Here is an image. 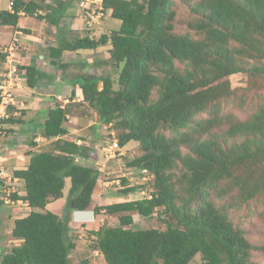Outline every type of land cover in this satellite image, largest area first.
<instances>
[{"label": "trees", "instance_id": "16d2710c", "mask_svg": "<svg viewBox=\"0 0 264 264\" xmlns=\"http://www.w3.org/2000/svg\"><path fill=\"white\" fill-rule=\"evenodd\" d=\"M46 1L14 0L12 12L0 10V25L17 26L22 13L59 25L74 0ZM181 1L190 14L185 32L174 28L175 0H103L105 13L121 24L99 38L89 33L70 38L67 26L59 27L51 64L65 68L60 61L65 51L109 44V56L93 62L113 67L118 87L109 74H81L71 81L80 86L83 100L72 102L73 88L70 102L47 110L42 136L51 145L28 150V164L13 170L24 193L12 198L31 210L14 220L9 235L19 243L2 252L0 264H71L77 247L72 212L88 209L103 191L100 172L73 157L87 150L63 138L68 115L79 114L84 104L121 129V145L139 143L143 152L128 165L154 176L152 198L95 206L96 213L105 210L120 223L93 232V247L107 264H191L197 253L206 264H262L251 255L264 244L250 242L230 206H219L210 195L234 192L238 200L230 204L237 205L264 201L256 198L264 194V0ZM21 68L31 87L44 78L35 65ZM236 73L260 78L258 101L246 117L223 111L224 102L242 111L246 103L245 94L230 87L229 77ZM12 108L7 122H23ZM27 143L37 146L34 138ZM67 177L71 186L59 215L47 206L63 197ZM122 184L117 193L139 190L128 186L126 177ZM134 214L156 218L165 228L135 229Z\"/></svg>", "mask_w": 264, "mask_h": 264}, {"label": "rangeland", "instance_id": "374dc122", "mask_svg": "<svg viewBox=\"0 0 264 264\" xmlns=\"http://www.w3.org/2000/svg\"><path fill=\"white\" fill-rule=\"evenodd\" d=\"M92 0H80L78 4V10H76V14H73L75 16H78V20L72 22L71 24V29L68 32V36L70 38H74L75 36H84L87 33L91 35L94 38H99L102 33L109 32V30L112 27H115V25H107V21L114 22L110 17L107 19H101L100 24L97 25L96 28L91 27L90 30H87L86 26L84 25V18L86 17V10L88 11L89 9H94L95 5L91 3ZM93 2V1H92ZM173 9L175 10V17H174V28L179 31V32H185L188 30L186 21L187 19L190 18L189 10L182 4L181 0H175ZM78 12V13H77ZM81 16V17H80ZM70 20L69 17H63L61 20V24L63 25L64 22H67ZM89 24H92V21L88 22ZM22 32L21 35H17V37L13 38L14 31L13 28H10V31L3 30L2 34L0 35V53L3 52V54H8V50L11 46L14 45V48L18 52V63L21 62V64H24V60L22 58V52H25L27 54L33 53L35 56L38 55L39 50L37 53L33 52V50H28L27 43H22L21 42V36L24 37L25 31L23 30L24 28H27L34 32V35H37V38L39 39V43H43L46 39L53 38L55 40L56 34L53 33V36H51V32L53 31L51 27L50 22L43 21L38 17L34 16H24L22 20ZM60 24V25H61ZM61 25V27H62ZM120 25V21L117 20L116 26ZM94 28V29H93ZM26 38V37H25ZM30 39V38H29ZM28 39V40H29ZM44 40V41H43ZM57 40V39H56ZM21 42V43H20ZM57 44V43H56ZM110 48V45L107 44L105 46H100L95 50H84L82 51L80 57L82 58L83 61L90 62V60L94 59H99V58H104V56H109L108 49ZM44 50H47L46 47L42 48ZM39 53L44 54L45 57H48V50L42 51L40 50ZM67 54L70 52H66ZM84 55V57H83ZM69 58V57H68ZM71 58V57H70ZM73 61L75 59H72ZM76 61V60H75ZM14 63V62H13ZM11 63L5 64L3 60L0 62V79H3L1 77V74L4 72V68L10 67L12 71H16L17 67H14V65ZM86 67L84 68L81 65L77 64L74 65L73 67L70 66L68 68V73L70 75H76L79 73H84L88 71L90 74L94 75H102V74H109L112 79L115 80L114 87H118V83L116 82V79L118 78V73L115 71L113 67L110 66H97L95 63H92L89 65L88 63L85 64ZM61 70H57V73H60ZM258 79L260 78H254L252 76H249L245 73H236L233 74L232 76L229 77V84L230 87L238 92V94H242V92L245 94V101L246 103L243 106V111L240 109H237L234 107L233 104H229L227 102H224L225 104L223 105V111H228V112H234L238 113L241 117H246V111L250 108L252 104H255L258 101V93L259 90H257V84H259ZM13 82L16 83V79H13ZM18 85L14 91H16V97L19 96L18 92L20 94L23 93V89L18 88L20 87ZM71 93V91H70ZM25 96V93H24ZM240 100H236L238 102ZM26 106L30 110L38 109L37 104L32 103V104H26ZM83 106V107H82ZM81 111H76V113H79V116L77 117H70L72 120L71 122L68 123V126L70 127V132H72L69 137L72 138H84L87 140V142L91 143L94 141V134L93 130L96 129L98 133H100V138L98 140L99 143H103L104 140L106 139L105 137L108 136L105 132H111L114 130L115 137H117V133L120 132V128H117L114 126L115 129L107 128L105 124L100 122L98 119V114L96 110L90 106H87L86 104L81 105ZM2 144V140L0 141ZM52 142L43 140L41 141V148H46L48 143ZM51 145V143L49 144ZM3 150L0 149V170H2V173H8L10 176L13 175V170L15 165L9 163L8 160L5 161L4 156H6L7 150L2 148ZM27 149H23V153L27 155ZM6 152V153H5ZM142 150L140 148V145L137 141H130L127 147L124 150V154H126L124 157H117V159H120L117 163H111L112 166H109V172L104 174L101 177L102 183L105 187L104 192L100 195H97L94 200H95V205L99 204H109V203H115L118 201L124 200V196L120 193H117L118 190L122 189V183H121V178L122 177H128L130 185H136L139 186L140 189L136 192L133 193V198H142L144 197V192L147 194L150 192V188L152 189V177L151 176H144L142 172H139L138 169L127 166L126 165V158L128 160H132L133 158L139 156L142 154ZM123 156V155H122ZM21 162L16 166L18 168H23L26 166L24 164V159L20 157ZM12 178L11 181L6 179H2L0 177V181L2 182L0 186V232L3 234L4 229H7L9 225V217L8 214L9 212H12L15 216L23 215L29 212V210L26 208L23 202H17L15 203H7V200H13L12 194L15 192L18 193H23V187L24 183L22 180H13ZM70 184L65 187V192H64V198H60L58 200H55L56 203L51 206L52 210H58L62 206V212L64 205L67 200V193L69 190ZM214 193V192H213ZM128 199H132L131 195H126ZM122 197V198H121ZM210 197L214 198L217 202V204L220 205H229L228 207L229 212L233 214L234 217H232L234 223L238 226H240L244 232L245 236L247 239L257 245H263L264 244V201H261L260 199H252L248 202L242 203V204H230L238 199L236 198L235 193H228V195H223L222 198L216 197L214 194L211 193ZM264 197V194L256 197V198H261ZM99 199V200H98ZM102 200V201H101ZM229 203V204H228ZM91 207V206H90ZM94 207V205H93ZM93 207H91V210H93ZM15 208V209H13ZM13 209V211H12ZM61 212V213H62ZM92 212V211H91ZM82 212H77L76 214H81ZM86 213V217H87ZM93 214V212H92ZM74 214L72 212V219L74 218ZM81 219V218H80ZM134 222L135 224L132 226L135 229H146V228H151L153 226H159L161 228H165V223L156 219V218H144L140 216L139 214H134ZM73 232L77 236V239L75 240L77 247L74 249L71 254V264H84V260H88L90 262H96L99 264H107L106 260L98 250L95 249L94 244L96 243V235L93 233L94 231L98 230L100 226L105 225V226H116L119 225V220H117V215H111L108 214L106 211L105 212H99V214H96L94 218L91 220H88L86 218V221H78L74 220L71 223ZM4 239L6 240V248H10L14 244H18L19 241L15 239H11L9 234H3ZM7 237V238H6ZM251 259L257 262H260L264 264V250L260 249H254L252 251ZM191 264H206L201 256L200 253H197L196 256L192 259Z\"/></svg>", "mask_w": 264, "mask_h": 264}, {"label": "crops", "instance_id": "0c3cea01", "mask_svg": "<svg viewBox=\"0 0 264 264\" xmlns=\"http://www.w3.org/2000/svg\"><path fill=\"white\" fill-rule=\"evenodd\" d=\"M46 2L55 3L52 0H47ZM73 4L74 3H72L73 7H70V9L68 11V15L65 16V17H69L70 20H68L67 22H64L63 25L60 23L62 25V27L67 26L68 29H71L70 26H71L72 22L78 20V16L72 17L73 14H76V12L74 13L75 8H76V10H78L77 6L73 5ZM0 10L10 11L9 0H0ZM41 12L43 15L46 13V11H43V10H41ZM24 16H27V15L21 14V17L19 19V22H18V25L16 26V28H14L13 26H9V25L0 26V35L3 33L2 31L4 29L7 31H10V28H13V31H14L15 36L13 38L17 37V35L18 36L21 35V32H22V29H21L22 24L21 23H22ZM41 20L46 21L45 19H41ZM60 24L59 25L51 24L53 26V27H51V29L53 30L51 32V36H53V33L56 34L55 40L53 38H51V40L46 39L45 41L43 40L44 41L43 43H39V39L37 38V35H34L35 34L34 32H32L31 30H29L27 28L23 29L25 31L26 35H24V37L21 36V42L27 43L28 50H33V52H35V53H37L38 50H39V52H40V50L46 51V52L48 50V57H45L44 54L39 53V52H38L37 56H35L33 53L27 54L25 52H22V54H23L22 58L25 61L23 65H35V66H37L41 71H43L46 74V76L49 79H46V80L42 81L41 83H38L36 85V87H29L27 85V81H26L24 75H22L23 80L21 81V86L19 88L23 89V93L20 94L18 92L19 96L16 97L17 103L15 106H16V109L19 111L15 110V112H16L15 115L16 116L22 115L23 122L7 123L6 128L8 130H12V131H10V132L6 131L7 135L6 136L3 135V137L0 138V141L2 140V142H3L2 147L7 150V153L9 151V153L6 156H4L5 161L8 160L9 163L14 164L15 168H17L16 166L21 162L20 157H22L24 159V162H23L24 164H28L30 156L22 154L23 149H27V148H28V150H30V149H33V150L34 149H41L40 143H41V141L44 140V138L42 136V130H43V122H44L45 116H46V111L48 110V108H51L54 106V103L56 101L55 98L66 99L67 95H69L70 91H71V87L69 85L71 82H69L68 77L64 76L61 73H56L54 66L49 62L50 57H51L50 56V53H51L50 48L57 47V44H56L57 40L56 39L58 38L57 34H58L59 27H61ZM44 47H46L47 50L42 49ZM67 55H69V53L68 54L64 53V55L62 56V60L65 61L64 57H66ZM77 56L79 58L80 55H77ZM18 57H19V55H18ZM72 57H74V56H72ZM83 57H84V55H83ZM55 74H56V76H54ZM24 93H25V96H24ZM32 103L37 104L38 109L30 110L26 106V104L30 105ZM31 138H34V140L37 142L36 147H30L28 145L27 140H29ZM23 193H24V190H23ZM64 196L62 198H64ZM55 203H56V201H53V202L49 203L47 207L50 210H52L51 206L54 205ZM24 205L26 206V208L30 212L31 208L29 207V205L26 202H24ZM99 205H101V204H99ZM62 207L58 210L56 209V210H52V211L61 215L62 214L61 213ZM13 209H15V208H13ZM13 209H12V211H13ZM28 213L23 214V215H19V216H15L14 215L15 213L12 214V212H9V214H8L9 225L10 224L11 225L7 229H4L3 234L4 235L10 234L14 220L18 217L25 216ZM87 213H89V214H87V218H89L91 216V214H90V212H87ZM84 215L86 216V214H84ZM3 234L0 232V258H1L2 252L8 250V248H6V240L4 239Z\"/></svg>", "mask_w": 264, "mask_h": 264}, {"label": "clouds", "instance_id": "9594fccd", "mask_svg": "<svg viewBox=\"0 0 264 264\" xmlns=\"http://www.w3.org/2000/svg\"><path fill=\"white\" fill-rule=\"evenodd\" d=\"M11 1H12V4H11ZM13 1L14 0H9V6H10V11L12 12L13 11ZM76 0H74L73 1V3L75 2ZM93 1V2H92ZM91 1V3H93L94 5H95V8L94 9H89L88 11H86V17L84 18V25H87L86 26V28H87V30H90L91 29V27H94V28H96L97 27V25L98 24H100V21H101V19L103 18V19H107L108 17H110V19H112V17H111V15H110V11H109V13H105V11H104V8H103V0H92ZM76 4V6L78 7V4H79V1L78 2H76V3H74L73 5H75ZM38 13L41 15L42 14V12H41V10L40 11H38ZM22 14H24V13H22ZM24 15H26V14H24ZM43 15V14H42ZM34 17H36V16H34ZM113 20V19H112ZM89 21H92V24L90 23H88ZM114 22H111V21H107V25H115V27H119V26H116V24H117V20H113ZM120 21V20H119ZM120 24H121V22H120ZM0 26H3V25H0ZM10 26V25H9ZM14 28H16V26H13ZM93 28V29H94ZM90 37H92L91 35H90ZM92 38H94V37H92ZM86 50H90V49H86ZM82 51H84L83 49L82 50H78V51H68V52H70L69 53V55H67L66 57H64L65 58V61L64 60H62V59H60V61L62 62V63H64V64H66L67 66L65 67V68H62V67H58V66H56V65H53L54 66V68H55V71H56V73H57V70H61V74H63L64 76H66V77H68V79H69V82H71L69 85H70V87H71V93L69 94V95H67V98L66 99H64V98H61V99H59V98H55L56 99V101H55V103H54V106L53 107H51V108H54L57 104H61L62 106L63 105H65V104H67L68 102H70V99H71V94H72V90H73V88H74V90H75V96L73 97V100H72V102H79V101H82L83 100V93H82V90H81V88H80V86L79 85H76L75 87H73V85H72V81L71 80H73V78L74 77H76V76H78V75H81V74H88V75H92V74H90L88 71H86V72H84V73H79V74H76V75H70L69 73H68V68L70 67V66H74V65H76V61H77V64L78 65H81L82 67H84V68H88V67H86V63H88L89 65H91L92 63H95V62H93V60H95L94 58L92 59V60H90V62H86V61H83L82 60V58L79 56V58H78V56L77 55H81V53H82ZM67 51H65V53H66ZM64 55V54H63ZM74 56V57H72V56ZM69 57V58H68ZM71 57V58H70ZM75 58V60L73 61L72 59H74ZM98 59V58H97ZM3 60V62L5 63V64H7V63H11V65L13 64L15 67H17V70L16 71H12V69L10 68V67H6V68H4V72H3V74H1V77H3V79H0V106L3 104V102H4V97H5V90H8L9 91V89H10V91H11V97H12V100H10L8 103H7V106H6V108L4 109V113H1L0 112V138L1 137H3V135L4 136H6L7 135V132L9 131H11V130H8L7 128H6V124L7 123H11V122H7V119L11 116V113L9 112V108H10V106H14L15 108H12L13 109V114L15 115L16 114V112H15V110L16 111H19V110H17L16 109V103H17V98H16V91H14L15 90V88L18 86V85H20L21 84V81L23 80V78H22V75H24V77H25V79H26V81H27V70L25 69V68H21L22 66H25V65H23V64H21V62L20 63H18V62H16V61H18L19 59H18V52H17V50L14 48V45L13 46H11L10 48H9V50H8V54H3V52H1L0 53V62ZM16 60V61H15ZM64 61V62H63ZM14 62V63H13ZM50 62V61H49ZM51 63V62H50ZM96 64V63H95ZM10 65V66H11ZM21 66V67H20ZM26 66H28V65H26ZM29 66H31V65H29ZM34 66V65H33ZM36 68L38 69V70H40L37 66H36ZM40 72L43 74V76H44V78L43 79H41V80H39L38 79V83H41L42 81H44V80H46V79H49L47 76H46V74L43 72V71H41L40 70ZM94 75V74H93ZM54 76H56V74L54 75ZM99 76V75H98ZM16 79V83L15 82H13V79ZM100 82H102V84H103V87H104V83H103V81H99V83H98V88L100 87ZM6 83H8V86H6ZM37 83V84H38ZM9 85H10V87H9ZM28 85V84H27ZM29 86V85H28ZM29 87H31V86H29ZM36 87V86H35ZM19 88V87H18ZM103 89V88H102ZM102 89H99V90H102ZM78 94V95H77ZM79 98V99H78ZM51 108H48V109H51ZM47 112V111H46ZM97 112V111H96ZM98 114V113H97ZM77 117V116H79V114H69L68 115V123L69 122H71L72 120L70 119V117ZM98 120L100 121V122H102L103 124H105V126L107 127V128H109V129H111V128H113V129H115L114 128V124L113 123H105V122H103L101 119H100V115L98 114ZM44 123V122H43ZM44 126V125H43ZM68 128H69V132L65 135V136H63V138H65V139H68V140H72V141H74V142H76V144L79 146V147H82V149H86L87 150V152H86V154L85 155H83V154H78V155H73V157L75 158V161L78 163V164H80V165H83V166H86V167H92V168H95V169H97L99 172H100V178L104 175V174H106V173H108L109 171V166H112L111 165V163H114V162H118L120 159H117L116 160V158L117 157H124L126 154H124V150H125V148L127 147V145L129 144V142H127L126 144H124V145H121V143H120V141H119V137H118V134L119 133H117V137H115V134H114V130H112L111 132H105L106 134H108V136L107 137H105L106 139L104 140V142L103 143H99L98 142V140H99V138H100V133H98V131L96 130V129H94L93 130V134H94V141L93 142H87V140L86 139H84L83 137L81 138H72V137H69V135L72 133V132H70V127L68 126ZM7 131V132H6ZM131 141H134V140H131ZM3 147H2V143L0 142V149L1 150H3L2 149ZM42 149V148H41ZM41 149H35V150H41ZM123 155V156H122ZM136 158V157H135ZM134 159V158H133ZM132 159V160H133ZM131 160H128V158H126V165L127 166H129L128 164H129V162H130ZM131 167H133V166H131ZM134 168H136V167H134ZM136 169H138L139 170V172H142L143 174H144V176H146V175H148V176H151L152 177V182H153V180H154V176H153V173L152 172H150L148 169H140V168H136ZM2 172V170H0V173ZM8 174V173H7ZM9 175V174H8ZM10 176V175H9ZM1 177V176H0ZM6 178H8V180L9 181H11L12 180V178H14L13 180L14 181H16V180H19V179H17V178H15V177H13V175L12 176H10V178L9 177H2V179H6ZM122 178H125V177H122ZM122 178H121V183H122ZM127 179H128V177H126ZM66 183H65V187L68 185V183L70 184V186H71V179H70V177H67L66 179ZM102 181V180H101ZM1 184H2V182L0 181V186H1ZM70 186H69V188H70ZM122 186H123V184H122ZM128 186H136V185H130V183L128 184ZM124 187V186H123ZM137 187H139V186H137ZM139 189H140V187H139ZM102 193H106V191L104 192V190H105V187H104V185H103V183H102ZM69 191V190H68ZM150 192H148L147 194L144 192V197H142V198H138V199H150V198H152V192H151V188H150V190H149ZM64 192H65V188H64ZM101 193V194H102ZM68 194V193H67ZM100 195V194H99ZM123 195V194H122ZM129 195H131L132 196V199H128L129 198V196L128 197H126V195H123L124 197V200H122V201H127V200H135V198H133V193H130ZM63 196H64V194H63ZM97 196V195H96ZM95 196V197H96ZM94 197V198H95ZM62 198V197H61ZM94 198H93V200H92V205H91V207H93V205H94V207H93V210H91V207H89L88 209H85V210H74L73 211V214L75 215L74 216V220H80V221H86V216L84 215V214H86L87 212H90V214H91V216L88 218V220H91L92 221V219L94 218V216L96 215V214H99V213H96L95 212V206H103L104 204H101V205H95V200H94ZM122 198V197H121ZM60 199V198H59ZM137 199V198H136ZM122 201H118V202H122ZM6 202L7 203H10V202H12V203H15V201L14 200H7L6 199ZM17 202H23L24 203V201H22V200H19V201H17ZM109 204H112V203H109ZM106 205V204H105ZM93 212V214H92V212ZM77 212H82L81 214H76ZM100 212H105V210H101ZM81 218V219H80ZM73 219H72V221H73ZM117 220H119L118 219V216H117ZM120 224V223H119ZM102 226V225H101ZM116 226H118V225H116ZM76 249V248H75ZM99 251V250H98ZM100 252V251H99ZM101 254H103L102 252H100ZM104 256V255H103ZM105 258V257H104ZM70 260H71V258H70ZM92 263H96V262H92ZM99 264V263H98Z\"/></svg>", "mask_w": 264, "mask_h": 264}, {"label": "built area", "instance_id": "2783aa9c", "mask_svg": "<svg viewBox=\"0 0 264 264\" xmlns=\"http://www.w3.org/2000/svg\"><path fill=\"white\" fill-rule=\"evenodd\" d=\"M11 4H12V1H11ZM15 67V66H14ZM6 86H8V83H6ZM9 87H10V85H9ZM5 97H4V102H3V104L0 106V112L1 113H4V109L6 108V106H7V103L10 101V100H12V97H11V91H10V89H9V91L8 90H5ZM0 176L1 177H9L10 178V176L7 174V173H0Z\"/></svg>", "mask_w": 264, "mask_h": 264}, {"label": "water", "instance_id": "95a60500", "mask_svg": "<svg viewBox=\"0 0 264 264\" xmlns=\"http://www.w3.org/2000/svg\"><path fill=\"white\" fill-rule=\"evenodd\" d=\"M103 88V84H102V82H100V87H99V89H102Z\"/></svg>", "mask_w": 264, "mask_h": 264}]
</instances>
